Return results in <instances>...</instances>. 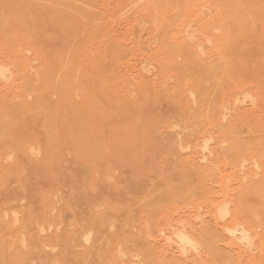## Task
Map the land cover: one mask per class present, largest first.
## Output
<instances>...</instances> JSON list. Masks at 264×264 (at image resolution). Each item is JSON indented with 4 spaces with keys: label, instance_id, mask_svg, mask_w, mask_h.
I'll use <instances>...</instances> for the list:
<instances>
[{
    "label": "rangeland",
    "instance_id": "rangeland-1",
    "mask_svg": "<svg viewBox=\"0 0 264 264\" xmlns=\"http://www.w3.org/2000/svg\"><path fill=\"white\" fill-rule=\"evenodd\" d=\"M0 264H264V0H0Z\"/></svg>",
    "mask_w": 264,
    "mask_h": 264
}]
</instances>
